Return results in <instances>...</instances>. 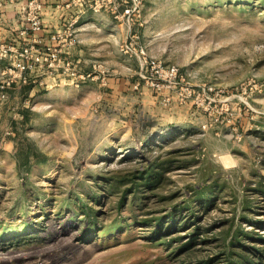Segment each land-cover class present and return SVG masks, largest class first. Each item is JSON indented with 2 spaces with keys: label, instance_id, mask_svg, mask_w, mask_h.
Here are the masks:
<instances>
[{
  "label": "rangeland",
  "instance_id": "1",
  "mask_svg": "<svg viewBox=\"0 0 264 264\" xmlns=\"http://www.w3.org/2000/svg\"><path fill=\"white\" fill-rule=\"evenodd\" d=\"M10 16L0 264H204L237 229L264 236L249 224L264 221V0H144L128 35L88 48L95 69L59 74L71 89L17 68L26 22ZM150 63L177 78L152 86ZM139 171L161 173L131 194ZM199 189L210 206L169 228Z\"/></svg>",
  "mask_w": 264,
  "mask_h": 264
},
{
  "label": "built area",
  "instance_id": "2",
  "mask_svg": "<svg viewBox=\"0 0 264 264\" xmlns=\"http://www.w3.org/2000/svg\"><path fill=\"white\" fill-rule=\"evenodd\" d=\"M21 19L26 22V26L20 30L19 36L22 40L17 63L20 70L35 68L37 71L53 74L59 72L66 77L77 78V73L70 61H64L62 56L64 51L76 43L75 27L73 22H68L60 29L54 31L49 36V43L43 44L40 33L43 28L42 12L47 0H22ZM64 1V0H60ZM84 3L92 13L107 12L113 20L120 22L126 28L127 35L131 30L135 18L140 14L144 0H79ZM17 0H0V10L6 4H14ZM11 51V48H4ZM140 55L143 51L140 50ZM145 64L148 65V63ZM158 79L154 80L152 86L161 87L159 81L175 80L178 70L174 66H153ZM153 81V80H152Z\"/></svg>",
  "mask_w": 264,
  "mask_h": 264
},
{
  "label": "crops",
  "instance_id": "3",
  "mask_svg": "<svg viewBox=\"0 0 264 264\" xmlns=\"http://www.w3.org/2000/svg\"><path fill=\"white\" fill-rule=\"evenodd\" d=\"M23 6L22 0H17L14 4H6L0 10L5 19L11 17L18 22L20 21L21 9ZM73 22L75 27L76 43L67 48L62 56L64 61H70L77 74H83L96 64L94 58H90L89 47L105 46L107 42L115 43L116 40L121 39L124 34L122 24L114 22L113 18L107 12L92 13L87 9L84 3L79 0H47L42 12L43 28L40 35L43 44L49 43V36L56 30L68 22ZM19 25V28H22ZM18 27V25H17ZM105 32V33H104ZM109 32L111 34H106ZM38 74H50L48 72L37 71ZM54 77L45 78V83H53L52 86H70V82L66 79L61 80L59 77L61 73L55 72ZM116 74H114L115 76ZM97 77V76H96ZM118 77V76H117ZM71 89V86L69 87Z\"/></svg>",
  "mask_w": 264,
  "mask_h": 264
},
{
  "label": "trees",
  "instance_id": "4",
  "mask_svg": "<svg viewBox=\"0 0 264 264\" xmlns=\"http://www.w3.org/2000/svg\"><path fill=\"white\" fill-rule=\"evenodd\" d=\"M150 124L151 123H147L143 126L141 125V127L147 128ZM139 173L142 180L136 182V179H131V181H135L132 182L133 188H130V190H135L133 192L128 190V192L131 194H135L136 190L141 186L151 187L157 181L161 172L147 171L144 173V171H139ZM117 185H119V182L115 185L116 188L118 187ZM126 193L127 191L122 193V197H124L123 200L125 199ZM211 197L210 189L195 190L192 199L186 201L182 207H178L174 211L170 212V225L168 227H175L178 221L176 212L179 211L189 213L194 217V219H197L196 214L199 211L204 212L210 206ZM251 221L252 220L249 221V224L252 227L255 229L264 230L263 220L253 222ZM165 227L166 226H163V229H165ZM198 235V228H195L191 233L188 234L190 244L194 242ZM204 264H264V236L256 234L255 232L237 229L227 242L226 249L223 251V255L221 257L212 258L206 261Z\"/></svg>",
  "mask_w": 264,
  "mask_h": 264
}]
</instances>
